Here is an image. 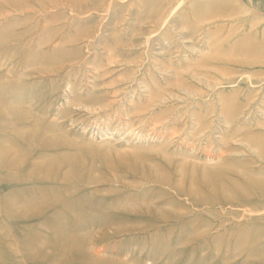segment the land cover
<instances>
[{
    "label": "rangeland",
    "instance_id": "rangeland-1",
    "mask_svg": "<svg viewBox=\"0 0 264 264\" xmlns=\"http://www.w3.org/2000/svg\"><path fill=\"white\" fill-rule=\"evenodd\" d=\"M0 264H264V0H0Z\"/></svg>",
    "mask_w": 264,
    "mask_h": 264
}]
</instances>
